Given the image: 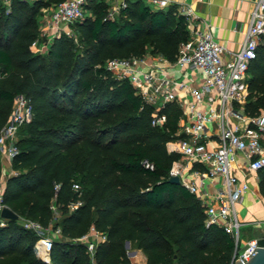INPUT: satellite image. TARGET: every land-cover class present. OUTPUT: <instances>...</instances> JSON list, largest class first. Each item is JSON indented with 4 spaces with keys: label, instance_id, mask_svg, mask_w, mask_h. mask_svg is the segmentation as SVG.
I'll return each instance as SVG.
<instances>
[{
    "label": "trees",
    "instance_id": "1",
    "mask_svg": "<svg viewBox=\"0 0 264 264\" xmlns=\"http://www.w3.org/2000/svg\"><path fill=\"white\" fill-rule=\"evenodd\" d=\"M58 1L0 3V127L15 94L31 110L17 130L9 161L14 173L4 179L1 202L19 218L58 229L59 235L44 263L33 255V232L5 219L0 257L18 254L11 264H128L126 240L144 255V264H227L231 235L206 225L200 201L167 181L178 155L167 152L165 143L183 136L180 107L164 102L157 110L163 123L151 125L152 106L126 79L104 68L108 59L147 55L173 61L178 44L189 37L184 15L173 5L152 8L143 0H125L110 17L105 0H84V15L69 26L71 36L59 33L42 53L31 52L29 43L43 40L36 20L40 10ZM245 73L242 112L251 116L264 106V36ZM255 176L264 196V166ZM90 225L104 239L89 257L72 239Z\"/></svg>",
    "mask_w": 264,
    "mask_h": 264
},
{
    "label": "built area",
    "instance_id": "2",
    "mask_svg": "<svg viewBox=\"0 0 264 264\" xmlns=\"http://www.w3.org/2000/svg\"><path fill=\"white\" fill-rule=\"evenodd\" d=\"M83 1L60 0L48 9L44 25L52 32L45 34L39 31L43 40L31 41L29 50L42 53L53 36L59 33L71 36L70 24L84 15ZM148 2L152 8H163L168 3L167 0ZM1 3L7 6L8 0H1ZM124 5L125 0H109L108 15H115ZM179 13L185 17L189 37L178 44L173 61H166L158 55L154 58L158 63H165L167 68L175 66L180 72H187L188 82L191 81L190 71L198 73L197 87L186 86L180 80L167 76L163 67L156 63L142 69L140 65L144 57L108 59L104 62V68L115 78L126 79L141 101L152 106L151 125L158 126L164 121V116L157 113L159 106L167 101L177 103L174 89H187L192 100L179 106L181 116L177 122L178 132L183 136L165 143L167 152L178 155L171 162L167 176L175 175L179 184L204 206L206 225H217L231 235L233 246L227 264H232L234 260L243 262L255 252L256 239L252 237L238 243L240 222L236 217L235 205L248 189V176L264 166V106L257 114L250 116L242 112V104L247 94L246 67L255 56L260 37L264 36V0H253L239 48L227 55H224L225 50L209 31L197 29L191 24L194 16L188 8L181 7ZM30 115L27 99L20 93L15 94L6 121L0 127V157L10 161L16 153L18 127L27 122ZM238 155L244 158L242 163L238 161ZM144 166L150 168L148 164ZM12 173L10 170L9 174ZM208 184L213 188L212 192L206 190ZM1 189L0 184V209L5 206L1 202ZM72 189L77 190L78 186L73 183ZM78 204V201L70 204L69 209ZM49 209L54 221L57 211L52 202ZM4 220L0 217V225ZM19 224L36 235L32 243L33 255L47 263L52 240L45 235L44 229L50 227H42L24 218L20 219ZM51 231L58 233V229ZM103 239L104 233L90 225L72 241L82 244L90 257L95 245Z\"/></svg>",
    "mask_w": 264,
    "mask_h": 264
},
{
    "label": "crops",
    "instance_id": "3",
    "mask_svg": "<svg viewBox=\"0 0 264 264\" xmlns=\"http://www.w3.org/2000/svg\"><path fill=\"white\" fill-rule=\"evenodd\" d=\"M107 5L109 0H105ZM149 3L148 0H143ZM167 5H173L177 13L181 7H186L194 16L193 22L195 28L207 30L211 33L214 40L219 43L227 55L228 52H234L239 48L243 38V32L248 20V13L253 5V0H167ZM150 5V3H149ZM48 9H41L40 15L37 17L39 31L45 34L51 33L52 29L44 25ZM162 66L167 76L180 80L186 86H198V73L190 71L191 81L188 82L186 77L187 72H180L175 66L167 68L165 63H158L154 56H144L143 63L140 65L142 69L151 65ZM184 85V86H185ZM178 106L184 105L186 101H191L187 89L182 87L174 89ZM240 163L244 161L241 155L237 156ZM10 170V162L0 157V184L3 185L4 176L8 175ZM235 174H238L235 171ZM248 189L242 195L240 201L235 205L236 217L240 224H245L251 229L246 237L241 239V242L257 236L264 237V196L259 194L256 185V176H248ZM208 192H212L213 188L210 184L206 186ZM129 255L126 254L128 262L143 264L144 255L137 249H131Z\"/></svg>",
    "mask_w": 264,
    "mask_h": 264
},
{
    "label": "water",
    "instance_id": "4",
    "mask_svg": "<svg viewBox=\"0 0 264 264\" xmlns=\"http://www.w3.org/2000/svg\"><path fill=\"white\" fill-rule=\"evenodd\" d=\"M167 181L170 183L179 184L178 178L175 175L168 176ZM0 217L13 221L18 218L16 213L11 211L6 206L0 209ZM253 236L256 239L255 252L247 260L243 262H240L239 260H234L232 264H264V237L257 236L256 233H253ZM127 246L128 242L125 240L123 242V247L126 248ZM130 253V251L126 252L127 255H129Z\"/></svg>",
    "mask_w": 264,
    "mask_h": 264
},
{
    "label": "rangeland",
    "instance_id": "5",
    "mask_svg": "<svg viewBox=\"0 0 264 264\" xmlns=\"http://www.w3.org/2000/svg\"><path fill=\"white\" fill-rule=\"evenodd\" d=\"M27 1H30V0H27ZM0 3H1V0H0ZM53 3H51V5L48 7L49 9L50 8H53ZM40 13H41V10H40ZM39 13V15H40ZM38 17V16H37ZM37 19V18H36ZM10 171V170H9ZM9 174V173H8ZM7 175L4 176V179ZM21 218H17L15 221L16 223L19 224V221H20ZM249 232L251 233V229L249 228V226H246L245 224H240L238 226V234H237V237H238V243L240 244L241 243V239L246 237L245 235H248ZM44 233L46 236H48L51 240H57L59 239V235L58 233L54 232V231H51V228L50 229H44ZM34 234V233H33ZM34 236H36L34 234ZM125 249V255H126V252L127 251H131L132 248H128V246ZM19 255L18 254H6L2 257H0V264H11L15 259H20L18 257Z\"/></svg>",
    "mask_w": 264,
    "mask_h": 264
}]
</instances>
